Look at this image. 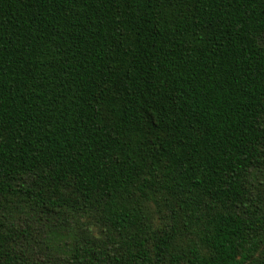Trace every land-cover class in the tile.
<instances>
[{"label": "trees", "instance_id": "16d2710c", "mask_svg": "<svg viewBox=\"0 0 264 264\" xmlns=\"http://www.w3.org/2000/svg\"><path fill=\"white\" fill-rule=\"evenodd\" d=\"M0 264H264V0H0Z\"/></svg>", "mask_w": 264, "mask_h": 264}]
</instances>
